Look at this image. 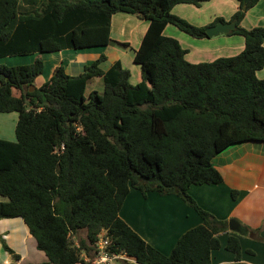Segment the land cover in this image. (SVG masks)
Segmentation results:
<instances>
[{"label": "trees", "instance_id": "1", "mask_svg": "<svg viewBox=\"0 0 264 264\" xmlns=\"http://www.w3.org/2000/svg\"><path fill=\"white\" fill-rule=\"evenodd\" d=\"M206 1L0 0V59L32 55L28 63H0V114H16L14 141L0 139V220L20 219L47 264H87L100 234L106 255L122 257L119 264H210L222 233L224 250L239 261L237 236L187 189L222 182L212 159L229 146L264 143V78L255 75L264 65V25L240 24L258 0H236L227 20L217 16L205 25L171 12L176 4ZM118 12L146 22L131 56L139 81L129 82L119 59L102 68V52L76 74L57 64L42 80L39 53L119 43L109 37ZM218 20L235 22L227 35L242 37L239 52L189 62L187 50L162 33L170 24L203 38ZM97 78L101 92L86 93L88 80ZM130 189L142 197L175 196L200 224L162 255L118 217ZM229 194L235 200L237 191ZM240 228L242 235L259 231ZM80 231L84 238L74 243ZM0 246L19 259L1 238Z\"/></svg>", "mask_w": 264, "mask_h": 264}, {"label": "crops", "instance_id": "2", "mask_svg": "<svg viewBox=\"0 0 264 264\" xmlns=\"http://www.w3.org/2000/svg\"><path fill=\"white\" fill-rule=\"evenodd\" d=\"M213 1L209 0L201 4L202 6L204 5L203 15L206 17L199 21L200 23L195 24L205 25L216 15H222L227 20L237 6L236 0H229L231 1V5L226 13H210L212 9L216 8ZM177 6V10L173 11ZM195 9H198V7L194 5L176 4L171 8V12L181 16H185L181 13L183 10L191 12L192 15L202 14V12ZM115 14H112V16ZM112 16L109 22L110 39H112L110 36ZM127 17L134 18L122 17L120 19L122 22L125 21L127 23L133 21L130 19H134V21L137 19L135 16ZM140 23H142V26L141 30H139L135 46H130L129 44L128 46H123L119 43L126 42L125 40L112 39L119 43L114 42L99 48H103V51L106 53L112 52L114 54L112 60L119 59L122 65V61L119 58L121 50L119 51V49L121 47H130L132 56V49L137 47L146 28L145 21ZM240 24L246 28L264 25V0H258L252 7L247 9ZM162 33L175 38L187 50L184 57L189 62L210 61L219 56L233 55L243 47L242 37L235 34H220L203 38H192L185 34L189 37L186 38L184 37V33L174 26H170V24L164 26ZM188 43L199 50L189 52ZM98 51L101 52V49ZM71 55L74 57L73 54ZM75 55L79 54L75 53ZM97 55H94L91 60ZM59 61L60 59H58V64ZM73 62H75V59H73ZM54 66L55 63L49 67L46 79ZM255 75L258 78H264V65L255 72ZM139 80L140 72H138L137 81ZM94 81L98 80L95 79ZM257 144L245 145L243 143L241 145H231L212 159L214 167L222 178L220 184L190 186L187 189L188 195L196 204L216 219L224 220L226 223L229 219H234L240 227L245 226L250 229L259 230L252 235L234 233L237 236L240 247L238 262L234 261L232 253L224 250L228 233L219 234V248L218 250L211 251L210 264H264V260L257 261L255 259L256 253L254 250L257 247L259 253L261 252L264 255V249H261L259 246L262 243L255 240L256 238L264 239V143ZM230 190L237 191L235 200H231ZM118 217L146 244L165 256L169 254L179 236L200 224L196 214L186 207L179 198L175 196H158L153 192L147 193L145 197H142L139 192L133 189L128 191L119 209ZM227 232L229 231L227 230ZM0 238L4 240L7 247L19 256V259L14 261L0 246V264H47L43 253L35 249L34 240L26 232L20 219H1Z\"/></svg>", "mask_w": 264, "mask_h": 264}, {"label": "rangeland", "instance_id": "3", "mask_svg": "<svg viewBox=\"0 0 264 264\" xmlns=\"http://www.w3.org/2000/svg\"><path fill=\"white\" fill-rule=\"evenodd\" d=\"M213 2L215 4L214 6L216 8L212 9V11L210 13H221V12L226 13V11L228 10V8L231 5V1H229V0H214ZM201 4L198 6V9H195V10L202 12V14L200 13V14L192 15L191 12H189L187 10H183L181 12L185 16H181V15H178V14L173 13V12L172 13L183 18V19H185L189 23H192V24L200 23L199 21L205 19V17H206L203 15V13H204L203 12V10H204L203 6L204 5L202 6ZM178 6L175 9H173V11H176ZM127 16H134V15H130L128 13H123V12H118L112 16L110 36L112 39H119V40L123 39L130 46H135L139 30H141V26H142L141 25L142 23H140V22H143L144 20L137 18V19H135V21H134V19H130V20H133L134 22L133 21L129 22V23H127L125 21L122 22L120 19L122 17L134 18V17H127ZM217 16L223 18L222 15H216L213 18H215ZM213 18H212V20H213ZM206 24H208V22ZM195 25H198V24H195ZM170 26H172V25H170ZM139 27H140V29H139ZM187 36L184 34V37L189 38ZM187 45L189 47L188 48L189 52L199 50L197 47H194L193 45H191L189 43ZM100 49H101V52L107 56L106 62H104L102 64V68H106L109 65L110 60H112L114 58V56H113L114 54L112 52L106 53L105 51H103V48H99V47L84 48V49H78V50L77 49L76 50L67 49L66 51L64 49V50L55 51V52L39 53V55L43 61V71L41 74V78L44 80L46 79L47 71L49 70V67L53 63H55V65L58 64V59H60L59 64L63 65L66 73L76 74L79 71H81V67L83 64L88 63L94 57V55H97L100 52V51H98ZM119 51H120L119 58L122 61L123 67L129 70V82L131 84H135L138 80L139 67L137 64L133 63L131 60L130 47H121V49H119ZM75 53L79 54V55H75ZM71 54H73L74 57ZM73 59H75V62H73ZM31 60H32V55L10 56V57L7 56V57L1 58L0 63H3L5 65H15V64L28 63ZM94 80L95 79H89L88 80L86 93L91 89H95L98 93L101 92V89H102L101 81L98 78L96 79L98 81H94ZM15 121H16V114L15 113L0 114V139L7 140V141H14L13 128H14ZM241 144H243V143H241ZM241 144H236V145H241ZM244 144L245 145H258L257 143H252V142H246ZM4 201H5V199L0 197V202H4ZM83 238H84V232L80 231V232H77L76 234H74L72 236V241L74 243H76L78 239H83ZM262 244H259V246L261 249H264V244L263 245ZM254 250L256 253L255 259H257V261L264 260L263 253H261V252L259 253V250L257 247H255ZM84 259L86 261L88 258H84ZM110 264H119V261L114 260V261H111Z\"/></svg>", "mask_w": 264, "mask_h": 264}, {"label": "water", "instance_id": "4", "mask_svg": "<svg viewBox=\"0 0 264 264\" xmlns=\"http://www.w3.org/2000/svg\"><path fill=\"white\" fill-rule=\"evenodd\" d=\"M235 26V22L231 21H216L215 23L205 27L204 32L207 37L227 34ZM227 230L232 233L240 234V226L234 219L227 221Z\"/></svg>", "mask_w": 264, "mask_h": 264}, {"label": "built area", "instance_id": "5", "mask_svg": "<svg viewBox=\"0 0 264 264\" xmlns=\"http://www.w3.org/2000/svg\"><path fill=\"white\" fill-rule=\"evenodd\" d=\"M105 246H106V239L103 237V234L98 235L95 244V254L92 259H87L85 262L87 264H110L111 261L122 259L121 256L106 255V253L104 252Z\"/></svg>", "mask_w": 264, "mask_h": 264}]
</instances>
